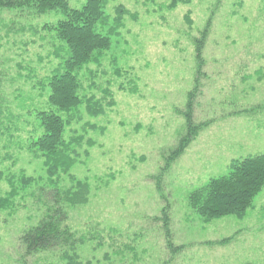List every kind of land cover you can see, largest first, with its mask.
I'll return each mask as SVG.
<instances>
[{"label":"rangeland","instance_id":"374dc122","mask_svg":"<svg viewBox=\"0 0 264 264\" xmlns=\"http://www.w3.org/2000/svg\"><path fill=\"white\" fill-rule=\"evenodd\" d=\"M68 1L74 8L87 2ZM170 2L107 0L110 26L102 32L121 5L136 18L124 17L111 48L97 55L100 65L79 72L82 97L115 104L97 117L81 106L67 128V140L83 137L73 146L70 174L90 185L88 204L69 208L67 224L86 239L77 251L92 264H264V188L244 219L206 222L189 205L190 194L227 175L233 160L264 153V0H191L168 9ZM63 19L56 10H0V197L10 190L11 175L18 185L23 175L34 179L16 199L18 211L0 209V264L57 261L49 254L24 257L20 237L44 212L38 190L54 186L43 159L29 149V133L36 110L52 109L40 108L47 107L46 96L32 81L50 76L69 56L57 31ZM209 19L198 58L195 40ZM190 100L193 139L167 167L188 132ZM70 174L55 183L71 186ZM166 208L173 245L156 220ZM124 244L135 249L121 260L116 253Z\"/></svg>","mask_w":264,"mask_h":264},{"label":"trees","instance_id":"16d2710c","mask_svg":"<svg viewBox=\"0 0 264 264\" xmlns=\"http://www.w3.org/2000/svg\"><path fill=\"white\" fill-rule=\"evenodd\" d=\"M190 2L191 0H171L167 7L175 9L181 3L189 4ZM106 3L107 0H87L81 8H74L68 0H0V10L33 8L38 13L56 10L64 15V19L58 23L57 31L59 38L67 44L68 58L61 67L42 80L36 79V81L31 78L32 76L27 78V80H34L32 81L34 88H38L42 95L46 96L47 107L40 108H52L36 110V114H33L35 127L29 133V138L32 141L29 149H35L38 157L43 159V166L49 177L48 185L52 182L54 186L50 188L43 185L39 190L37 188V198L39 203L43 204L44 212L36 225L23 231L20 245L25 249L24 257L44 254L57 257L56 262L47 264H92L91 261L84 262L77 251L78 247L86 242V239L78 237L67 224L69 208L83 206L89 202V183L76 180L70 174L77 160V153L73 146L75 143L81 144L83 137L67 140L65 134L67 128L77 119L81 106L85 107L87 114L97 117L105 114L106 108L115 104L113 100L104 104L101 98L80 95L83 85L79 72L90 63L96 62L97 65H100L101 58L97 55H101L102 52L111 48L112 36L118 35L120 29L124 27V17L129 14L134 19L136 18L121 5L115 10L116 16L113 25L104 33L102 30H105L108 25L110 26ZM190 12H187L186 21L189 28H193ZM211 24L212 21L209 19L204 28L202 39L195 40V43L198 42V58L202 56L203 42L206 40ZM116 74L121 75V72L117 71ZM136 89L134 86L131 91H136ZM197 91L198 87H195L194 91L190 93V98L196 96ZM106 94L112 95L109 89ZM188 107L190 111L187 115L188 132L181 137L178 146L172 152L170 161L167 162V167L185 152L193 139V134L190 131L193 123L192 100ZM72 111H76V116L71 114ZM27 112L32 114L33 111L27 110ZM62 112L67 113L68 116L64 118ZM60 174H70L72 185L60 188L55 183L59 181ZM8 182L10 190L5 196L0 197V209L15 213L19 206L16 199L24 197V193L34 182V179L23 175L18 185L19 179L16 180L11 175ZM263 188L264 153H260L244 159L233 160L229 165L227 175L211 178L204 186L190 194L189 205L206 222L231 215L244 219L252 207L255 197ZM156 220H162L168 242L173 245L171 218L167 208L162 217H157ZM96 238L95 236L94 239ZM134 249V246L124 244L116 254H119L122 260L126 251ZM106 259H109L108 255H106Z\"/></svg>","mask_w":264,"mask_h":264}]
</instances>
